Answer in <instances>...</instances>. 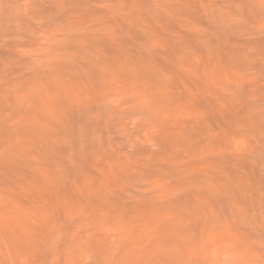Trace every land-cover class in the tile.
<instances>
[{
	"label": "rangeland",
	"instance_id": "1",
	"mask_svg": "<svg viewBox=\"0 0 264 264\" xmlns=\"http://www.w3.org/2000/svg\"><path fill=\"white\" fill-rule=\"evenodd\" d=\"M0 264H264V0H0Z\"/></svg>",
	"mask_w": 264,
	"mask_h": 264
}]
</instances>
